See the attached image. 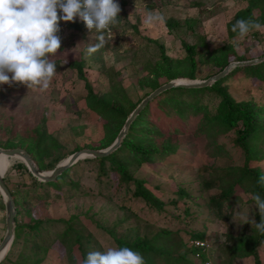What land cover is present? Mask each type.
<instances>
[{
	"label": "rangeland",
	"instance_id": "374dc122",
	"mask_svg": "<svg viewBox=\"0 0 264 264\" xmlns=\"http://www.w3.org/2000/svg\"><path fill=\"white\" fill-rule=\"evenodd\" d=\"M116 2L121 9L120 22L106 33L105 47L91 56L86 55V49L97 42L98 34L90 33L81 21L62 31L64 26L59 22L57 35L61 48L50 55L57 70L46 91L28 89L19 83L0 86V148L25 150L31 146L29 155L35 165L49 171L46 164L55 157L60 158L59 163L74 151L102 149L115 139L116 135L108 145H102L110 134L104 126L114 129L116 124L114 121L104 124L100 115L87 106L86 90L74 62L81 63V72L96 95H107L111 103L128 110L152 91L153 82L160 85L167 82L164 68L181 75L186 73L182 42L194 47L196 69L193 79L173 78L179 82L201 81L217 73L222 57L231 62L264 55V23L243 39L230 34L232 27L227 28L233 15L246 7L251 20L261 21L264 0ZM167 19L176 23L168 28L164 24ZM156 43L176 62L163 65ZM261 62L256 64V70L232 67L217 86L235 101L260 107L264 114ZM185 97L179 95L177 100H186ZM218 102L216 93L203 90L196 100L198 108L192 106L183 118L161 99L151 102L152 123H148L145 132H154V135L147 134L148 141L161 158L137 166L130 164V170L134 177L143 180L142 185L154 196L155 205L134 197L130 181L119 184L118 174L107 168L108 161L104 164L106 173L100 174L97 161L80 158L54 184H45L31 175L19 157H3L2 177L8 186L16 193L27 192L25 201L19 200L17 207L14 224L20 227L13 231L17 255L11 264H33L41 258L38 264H61L68 260L81 264L78 244L88 254L115 247L116 239L155 240L162 229H172L178 234L203 230L213 240L214 249L217 246L212 253L214 263L253 264L251 257L232 259L249 250L258 236L252 223L239 224V220L234 222L232 218L243 211L249 213L250 221L260 223L261 217L257 219L255 215L258 208L247 200L249 193L238 189L239 200L230 205L223 203L220 217L216 216L209 199L239 179L245 164L256 167L264 175V142L258 152L251 154L252 159L246 161L242 149L234 143V129L197 133L202 114L213 113ZM124 154L125 151H119L116 155ZM208 181L213 186L218 182L219 187L206 189L202 183ZM247 181L242 183L249 187ZM33 222L37 223V233L25 232L23 225ZM65 232L68 233L65 235ZM76 237L80 240L78 243ZM168 249L174 252L171 246ZM256 250L264 264V236ZM147 258L150 264L167 262L151 254Z\"/></svg>",
	"mask_w": 264,
	"mask_h": 264
},
{
	"label": "trees",
	"instance_id": "16d2710c",
	"mask_svg": "<svg viewBox=\"0 0 264 264\" xmlns=\"http://www.w3.org/2000/svg\"><path fill=\"white\" fill-rule=\"evenodd\" d=\"M251 18L252 15L250 14L249 7L241 9L237 11L233 15L232 20L227 23V28L229 30L230 27H232L237 20H241V19L249 20ZM79 22L80 20L76 18L75 22L65 23L62 31L71 28V26ZM174 23L176 22H172V19H167L164 22V24L168 28H171V26H173ZM257 23H259L260 25L263 24L264 18L261 19V21H258ZM230 34L237 35V33L234 32H230ZM148 40L151 42H156V40L154 39H148ZM156 44L158 46L159 56L160 59L162 60L163 65L170 66L173 62H176L174 59L164 54L163 46L161 44L159 43ZM181 44L185 54L184 57L186 61V73L184 75H181L180 73H177L172 69H169L168 71V68H164L163 72L166 81L181 76L187 77L189 79L194 78V71L196 69V64L194 59V47L188 45L185 42H182ZM220 62H222V65L219 67L218 71L222 69V67H224L227 63H229V60L226 59L225 57H222ZM257 63L249 64V65H241V66H244V69L256 70L258 69V65H256ZM261 64L264 65L263 60ZM73 65L76 67L79 78L83 80V85L86 90L85 103L87 104V106L91 110L95 111L97 114L100 115V117L105 122L104 124L113 121L116 124L114 129L108 128L107 125L104 126L105 130L109 131L110 133L105 143L102 144L103 146H106L109 144L108 142L110 141V139H112V137L116 135L120 126L123 124L125 118L129 115L131 110L137 104L133 105L128 110H124L122 107L116 106L115 104L111 103L110 98H108L107 95L105 96L96 95L92 91L89 82L86 80V78L83 76V73L81 72V63L74 62ZM237 67L238 66H235L233 68H237ZM223 77L217 79L209 86L172 87L160 92L150 101H148L146 105L132 119V121L128 125V128L124 136L120 141L119 146L116 149H114L112 152H110L105 156L88 157V158H84L83 160H87V161L89 160L92 162L97 161V163L99 164L98 168L100 169V174L106 173L104 164L106 161H108L109 163L107 165V168L118 174L119 184L125 182L128 183L130 181L133 185L132 195L134 197L140 198L146 204L155 205L154 196L149 190L145 189L142 185L143 180L138 177H134L131 174V170H130V164L137 166L143 162H149L156 157L161 158V154H158L157 151L152 148L153 147L152 142L148 141L149 138L147 137V134L154 135V132L151 133L145 132L146 131L145 128L147 127L149 128L148 123H152V120L149 118V110H150L151 102L152 101L158 102V100L161 99L162 102H164L165 104L169 105L174 109L176 115L179 118H183L185 117L186 112L187 110H189V108H191L192 106H194V108H198L199 105L196 104V100H198L200 93L203 90H209L213 93H216L219 96V102L213 113L206 112L202 114L201 117L202 121L196 128V132L207 133L210 130H213L214 133H222L229 129H234L236 133L234 143L242 149L246 161H250L252 159L251 154L258 152L261 149V144L264 142V114L261 113L262 110L260 107H255L254 105H249L239 101H235L226 91L219 88L217 84L220 81V79H222ZM159 85H160L159 83L153 82L151 90H153ZM179 95H186L185 98H187L186 99L187 101L181 98L177 100ZM195 112H197V110ZM151 127H153L155 132L158 133L160 132L153 124L151 125ZM25 150L30 154L32 150L31 146L26 147ZM119 151L121 152L125 151V154L121 157H117L116 154ZM59 159H60L59 157H55L52 161L47 163L46 166L49 169H52ZM243 167L244 168L242 170V175L240 176V178H242L243 182L248 180L250 182L249 187L243 185L242 180L239 178L236 179L234 182L229 183L227 187L221 188L217 195L210 197L209 200L213 204V210L216 216L218 217L221 216L220 206L223 203L226 202L228 205H230L232 201L236 202L237 200H239V197L236 195L238 189H240L241 191L248 192L249 197L247 198V200H249L254 204L255 202L252 199L253 195L258 193L262 198H264V186H261L257 183L259 177L261 176L260 172L257 170L256 167L253 166L251 167L248 166L247 164L243 165ZM67 169L68 168H66L59 175H57L53 181L45 182V184H54L56 180L60 178L61 174L64 173ZM2 179L13 197V201L15 205V217H16L17 207L20 204L19 200L24 202L25 194H27V192L24 191L21 193H16L15 190H12L8 186L5 178L2 177ZM202 185L206 189L217 186L219 187L218 182H216L215 184L216 186L215 185L213 186L210 181L203 182ZM255 215L256 218L259 219L260 217L259 212ZM225 217L226 216H224V218ZM16 227H20V225L16 223L14 224V232L16 230ZM23 227L25 228V232L33 231L34 233H37L38 230V228H36L37 223L34 222L32 224H25L23 225ZM67 233L68 232H65V235ZM205 235L206 233H204L203 230L184 231L182 234L180 233L178 234L177 232H175V230L172 229H162L160 230L159 234L157 233V235L155 236L156 238L155 240L157 241L156 244L152 243V241L155 240L149 241L148 239L145 238H142L140 240L136 239L134 241L116 239L115 244L116 246L129 247L133 251L139 252L144 257L145 264H150V260L149 258H147L148 254H151L153 257H157V259H159L161 262L166 260L167 262L164 264H179V263L202 264L205 254L201 251L200 248H197L193 245H189L187 240L189 238H196V239L207 238L208 241L212 244V247L208 255L210 258H212L214 262V257L212 253L213 251H216L217 246L214 249V245L212 243L213 240L209 239ZM14 238L12 240V245L16 244L15 243L16 240ZM262 238L263 236L258 233L257 239L252 244L250 249L244 250L238 256H235L232 259L251 257L253 264H263L259 260L256 250V246L259 245ZM75 239L77 243L80 241L78 237H76ZM78 245L81 255V264H83V261L87 257V253L81 249L80 244ZM168 246H171L174 249V252L168 249ZM67 257H69V252H67ZM42 259L43 258L33 261L34 262L33 264H38L40 261H42ZM153 261L154 259L152 258V263ZM70 263L71 262L68 260L61 264H70ZM214 264H216V262Z\"/></svg>",
	"mask_w": 264,
	"mask_h": 264
},
{
	"label": "clouds",
	"instance_id": "9594fccd",
	"mask_svg": "<svg viewBox=\"0 0 264 264\" xmlns=\"http://www.w3.org/2000/svg\"><path fill=\"white\" fill-rule=\"evenodd\" d=\"M120 5L116 0H0V86L19 83L28 89L46 91L56 74V64L50 59L61 48L59 22L82 21L90 33L95 31L97 42L86 49L91 56L105 47L106 33L116 27ZM59 13V14H58ZM261 25L254 20H237L232 31L245 38ZM264 186V175L257 182ZM259 210L260 223L249 220V213L238 212L233 218L239 224L252 223L264 236V198L253 195ZM9 249H0V264ZM83 264H145L144 257L129 247H108L91 251Z\"/></svg>",
	"mask_w": 264,
	"mask_h": 264
},
{
	"label": "water",
	"instance_id": "95a60500",
	"mask_svg": "<svg viewBox=\"0 0 264 264\" xmlns=\"http://www.w3.org/2000/svg\"><path fill=\"white\" fill-rule=\"evenodd\" d=\"M264 60V55L258 58L250 59V60H243V61H231L227 63L220 71L217 73L208 76L207 78L196 81V82H176L175 79L169 80L156 88H154L151 92H149L145 97H143L139 103L131 110L129 115L125 118L121 129L115 136V139L105 148L102 149H91V148H83L77 151L72 152L66 160L63 162L57 163L51 170L49 171H42L40 170L35 163L33 162L29 153L19 147L13 148H0V154L5 155L8 157H19L22 159L31 173L37 180L42 182L53 181L57 175H59L62 171L68 168L71 164L76 162L80 158L84 157H102L114 149H116L122 137L124 136L128 125L132 121V119L137 115V113L146 105L148 101H150L153 97H155L160 92L172 88V87H203L207 86L210 83L216 81L217 79L224 76L232 67L241 66V65H249L260 62ZM3 173V172H2ZM2 173H0V193L3 197L4 201V222H5V230L4 234L0 240V249L9 248L12 239H13V231H14V221H15V205L13 201V197L5 185L2 179Z\"/></svg>",
	"mask_w": 264,
	"mask_h": 264
},
{
	"label": "crops",
	"instance_id": "0c3cea01",
	"mask_svg": "<svg viewBox=\"0 0 264 264\" xmlns=\"http://www.w3.org/2000/svg\"><path fill=\"white\" fill-rule=\"evenodd\" d=\"M61 23V22H60ZM0 169H1V172H3L5 169H4V165H2L1 163V160H0ZM4 201H3V197L0 193V240L4 234V230H5V222H4ZM9 251H8V255L4 261V264H11L12 262H14L15 260V257L17 255L16 253V244H13L12 245V242L9 246ZM18 251V250H17Z\"/></svg>",
	"mask_w": 264,
	"mask_h": 264
},
{
	"label": "built area",
	"instance_id": "2783aa9c",
	"mask_svg": "<svg viewBox=\"0 0 264 264\" xmlns=\"http://www.w3.org/2000/svg\"><path fill=\"white\" fill-rule=\"evenodd\" d=\"M60 22L62 26H64V24L67 23L64 21H60ZM187 242L189 245H193L197 248H200L201 251L205 254L202 264H214L212 258H210L208 255L211 249V243L208 241L207 238H203V239L189 238Z\"/></svg>",
	"mask_w": 264,
	"mask_h": 264
},
{
	"label": "bare ground",
	"instance_id": "6f19581e",
	"mask_svg": "<svg viewBox=\"0 0 264 264\" xmlns=\"http://www.w3.org/2000/svg\"><path fill=\"white\" fill-rule=\"evenodd\" d=\"M175 81H176V82H179V80H176V79H175ZM186 82H188V81H186ZM3 157H6V156L3 155V154H0V160H1ZM6 158H7V157H6ZM65 160H66V159H64L63 162H64ZM3 172H4V171H3ZM0 173H2V172H1V169H0Z\"/></svg>",
	"mask_w": 264,
	"mask_h": 264
}]
</instances>
